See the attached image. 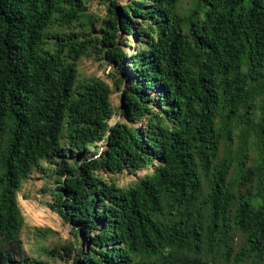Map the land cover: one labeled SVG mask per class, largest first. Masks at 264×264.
I'll use <instances>...</instances> for the list:
<instances>
[{"label":"trees","instance_id":"obj_1","mask_svg":"<svg viewBox=\"0 0 264 264\" xmlns=\"http://www.w3.org/2000/svg\"><path fill=\"white\" fill-rule=\"evenodd\" d=\"M105 1L97 23L83 0H0V243L18 242L23 180L62 156L48 207L71 226L73 264H264V157L241 174V186L259 194L237 198L230 162L219 161L217 125L252 121L250 82L264 77V0H192L188 16L180 0ZM121 32L142 45L113 122L111 87L79 82L78 62L101 54L121 90ZM67 154L86 158L69 165ZM125 172L134 180L119 186ZM0 262L27 264L5 251Z\"/></svg>","mask_w":264,"mask_h":264},{"label":"rangeland","instance_id":"obj_2","mask_svg":"<svg viewBox=\"0 0 264 264\" xmlns=\"http://www.w3.org/2000/svg\"><path fill=\"white\" fill-rule=\"evenodd\" d=\"M87 7V12L97 23H101L106 15L105 0H83ZM125 3L124 0H119ZM196 6L192 0H180L178 12L190 15ZM140 28L135 27V32L139 33ZM122 45L127 57L125 65L128 70L117 80L121 90H117L114 85V67L111 62L104 59L101 54L91 52L78 62L79 82L87 77H95L105 81L112 89L110 99L113 112L112 121L121 119L122 91L127 83L133 80V73L130 71L131 57L134 47L140 44L134 34H124L121 32ZM121 40V38H120ZM248 65L245 64L243 72L247 73ZM264 75V70H263ZM249 93L253 99L252 121L246 124L241 119L227 123L224 119H217V125L224 131L219 150V161L230 162L228 181L230 189L239 198L241 195L257 196L259 188L256 185L241 186L242 167L257 168L263 163L264 157V77L250 82ZM147 97L151 98L156 108L160 107L159 94L152 92ZM229 135V136H228ZM67 130L64 131L62 145H66ZM100 152L105 148V143L97 145ZM92 149H89V153ZM244 156V165H240V158ZM86 155L67 154L69 165H74L77 160L83 161ZM63 157H53L51 162L43 161L38 169L23 180L17 194L18 208L23 226L19 234L18 242L11 244L0 243V255L5 251L10 253L12 259L23 261L27 264H73V258L66 256L67 248H77L78 242L73 234L71 226L64 222L55 212L53 213L48 204L52 202L51 190L58 186L62 176L59 174L57 163H62ZM146 172L140 173L143 176ZM119 186H126L134 180L127 172L116 176ZM208 192L207 182L203 181V193ZM235 247L239 251L242 248V236L236 234ZM89 242H83V248H90ZM7 257V255H6ZM1 264V262H0ZM234 264V263H232ZM239 264H257L253 260H247Z\"/></svg>","mask_w":264,"mask_h":264}]
</instances>
